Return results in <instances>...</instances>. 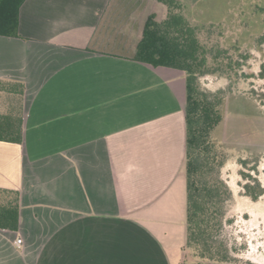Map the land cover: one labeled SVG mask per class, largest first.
Returning <instances> with one entry per match:
<instances>
[{
  "label": "crops",
  "instance_id": "1",
  "mask_svg": "<svg viewBox=\"0 0 264 264\" xmlns=\"http://www.w3.org/2000/svg\"><path fill=\"white\" fill-rule=\"evenodd\" d=\"M145 7L24 0L0 35V79L24 84L22 142L0 140L20 194L0 264H184L185 76L132 59Z\"/></svg>",
  "mask_w": 264,
  "mask_h": 264
},
{
  "label": "trees",
  "instance_id": "2",
  "mask_svg": "<svg viewBox=\"0 0 264 264\" xmlns=\"http://www.w3.org/2000/svg\"><path fill=\"white\" fill-rule=\"evenodd\" d=\"M24 0H0V35H18L19 8ZM164 10L159 16L152 10L146 17L132 59L154 67L181 70L185 76L186 142L184 174L186 178V238L182 246L184 264H232L234 257L221 237L226 204L231 190L220 176L224 156L216 148L213 131L222 121L224 92L203 88L200 77L225 69L236 73L241 65L237 44L226 40L209 42L202 31L216 19L194 18L182 0H155ZM264 13V0L257 4ZM249 9L250 7L247 6ZM258 12V11H257ZM191 14V15H190ZM260 19L263 30L264 17ZM196 19L195 22L193 19ZM263 76V72L260 73ZM24 84L0 79V140L22 142ZM245 194L257 199L264 187L249 174ZM17 189L0 187V229L17 230L20 209ZM242 264H255L246 261Z\"/></svg>",
  "mask_w": 264,
  "mask_h": 264
},
{
  "label": "rangeland",
  "instance_id": "3",
  "mask_svg": "<svg viewBox=\"0 0 264 264\" xmlns=\"http://www.w3.org/2000/svg\"><path fill=\"white\" fill-rule=\"evenodd\" d=\"M182 1L194 18L216 19L203 29V39L208 36L209 42L240 43L241 65L236 73L228 75L225 69H215L199 80L203 88L221 89L225 96L222 121L212 133L216 148L224 156L220 176L232 193L221 237L234 257L232 264H264V194L254 200L244 188L246 183H254L244 174L264 187V39L257 17L259 13L264 17L257 6L263 0ZM145 9L156 10L159 16L164 13L155 0H146Z\"/></svg>",
  "mask_w": 264,
  "mask_h": 264
},
{
  "label": "built area",
  "instance_id": "4",
  "mask_svg": "<svg viewBox=\"0 0 264 264\" xmlns=\"http://www.w3.org/2000/svg\"><path fill=\"white\" fill-rule=\"evenodd\" d=\"M17 242L20 243L21 242V239H17Z\"/></svg>",
  "mask_w": 264,
  "mask_h": 264
}]
</instances>
